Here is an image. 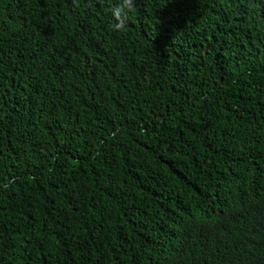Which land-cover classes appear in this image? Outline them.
<instances>
[{"label": "trees", "instance_id": "1", "mask_svg": "<svg viewBox=\"0 0 264 264\" xmlns=\"http://www.w3.org/2000/svg\"><path fill=\"white\" fill-rule=\"evenodd\" d=\"M0 0V264H264V0Z\"/></svg>", "mask_w": 264, "mask_h": 264}, {"label": "clouds", "instance_id": "2", "mask_svg": "<svg viewBox=\"0 0 264 264\" xmlns=\"http://www.w3.org/2000/svg\"><path fill=\"white\" fill-rule=\"evenodd\" d=\"M136 0H118L110 9L113 30H123L127 17L135 10Z\"/></svg>", "mask_w": 264, "mask_h": 264}]
</instances>
